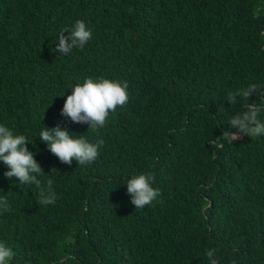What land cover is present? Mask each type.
<instances>
[{
    "label": "trees",
    "instance_id": "1",
    "mask_svg": "<svg viewBox=\"0 0 264 264\" xmlns=\"http://www.w3.org/2000/svg\"><path fill=\"white\" fill-rule=\"evenodd\" d=\"M77 20L92 37L61 55ZM89 77L128 83L95 132L60 115ZM249 84L259 94L227 102ZM251 103L264 105V0H0V124L43 170L37 188L0 161L9 264H210L212 249L218 264H264V135L221 136ZM58 124L102 139L97 160L51 154L39 134ZM139 174L161 192L143 209L126 186ZM49 179L58 198L41 205Z\"/></svg>",
    "mask_w": 264,
    "mask_h": 264
},
{
    "label": "clouds",
    "instance_id": "2",
    "mask_svg": "<svg viewBox=\"0 0 264 264\" xmlns=\"http://www.w3.org/2000/svg\"><path fill=\"white\" fill-rule=\"evenodd\" d=\"M65 31L67 35L64 34ZM91 37V30L83 21L77 20L73 28L60 33L55 51L61 55H68L73 48L83 49ZM127 89V81L86 78L82 84H76L71 89V94L67 96L60 115L70 118L72 123L86 124L88 130L95 132L105 126L110 112L115 113L118 107L127 104L129 99ZM259 92L260 86L249 84L246 88L230 92L227 102L230 105L247 102L253 94H259ZM237 97L241 100L238 101ZM262 112H264V105L246 104V111L235 114L229 120V125L236 131H223L222 138L231 143L242 135L253 138L264 135V122L259 119ZM39 139L47 145L51 154L67 165H71L73 159L79 165L93 163L97 160L99 149L104 144L102 139L96 143H90L85 135L76 137L66 127L62 128L59 124L51 129L43 127ZM29 143L25 135H14L9 127L0 124V161L8 169L4 172V177L9 180L15 177L20 184H34L40 188L41 181L38 176L43 170L34 158V153L27 147ZM154 179L155 177L151 174H139L127 181V193L131 196V203L136 209H143L152 204L161 195L159 189L152 187ZM52 185L53 180H47V191H41L39 204L55 203L58 197ZM10 208L8 200L0 197V212H7ZM215 251V249L206 250L210 264H218L214 258ZM13 255L11 248L0 243V264H9Z\"/></svg>",
    "mask_w": 264,
    "mask_h": 264
}]
</instances>
